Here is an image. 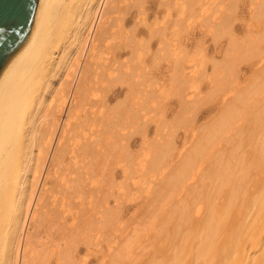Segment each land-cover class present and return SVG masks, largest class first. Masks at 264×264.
Returning a JSON list of instances; mask_svg holds the SVG:
<instances>
[{"label": "bare ground", "instance_id": "6f19581e", "mask_svg": "<svg viewBox=\"0 0 264 264\" xmlns=\"http://www.w3.org/2000/svg\"><path fill=\"white\" fill-rule=\"evenodd\" d=\"M147 2L39 1L28 39L0 74V264H86L79 255L104 239L115 250L116 233L130 234L118 209L129 181L167 212L144 224L143 239L134 229L117 259L156 236L149 264H264V0L245 6L243 36L234 28L240 0L215 9L212 0L168 2L228 45L212 71L179 46L158 80L150 44L124 30L133 9L138 27ZM251 69L255 77L242 75ZM171 95L178 114L156 119L160 97ZM213 101L217 114L197 124L199 107ZM153 120L157 137L148 140ZM136 133L144 156L130 147Z\"/></svg>", "mask_w": 264, "mask_h": 264}, {"label": "rangeland", "instance_id": "374dc122", "mask_svg": "<svg viewBox=\"0 0 264 264\" xmlns=\"http://www.w3.org/2000/svg\"><path fill=\"white\" fill-rule=\"evenodd\" d=\"M176 1L177 0H167V1L166 0H148V2L146 3V6L150 8L145 13L139 14L138 20L140 21V24L138 25V27L132 28L134 26L133 22L136 21L135 15L137 13L136 12L137 9H133L130 14L128 13L129 14L128 17L132 16L134 18V21L128 23L127 27L124 28L125 31L129 32L130 34H134L142 42L150 44V48L147 51L148 53H145V58L149 59V61H151V59L155 61L156 64H155L153 71L159 75L157 76V80L159 78H164L167 75L166 65L168 63L172 64L174 60V55H173L174 50L173 49L179 46L180 48L182 46H185L187 50L189 51L188 53L194 54V56H196L198 59H203V58L198 57L200 55H203L206 59H208V70L212 71L213 64H211V61L213 60L212 63L214 62V59L217 61H221L225 53L224 48L228 45L227 44L228 38L226 37L216 40L214 39L213 35L210 32H208L210 33V35L209 34L207 35V31H208L207 28H210V26L207 25V21H204L205 19H202V18L195 19L194 17H192L191 19H188L189 16L188 17L178 16L176 12L177 11L176 7L172 5L171 6L168 5V2H171V4H173ZM212 2H213L212 6L215 9L217 5V0H212ZM248 2H250V0ZM248 2L247 0H243V1L240 0L239 3L241 4H239L238 6V13H237L238 17L234 21V28H238L240 36H243L245 34L244 29L247 27L245 25H248L247 22L250 23V20H251V15H250L251 12L247 13L249 11L246 10L247 8H249V10L251 11V8H250L251 6H249L250 3ZM243 3L244 5H242ZM245 6L246 7L248 6V7L246 8ZM190 22H192V25H189ZM165 26H168V28H165ZM175 28H182V29L188 28V29H185V30L181 29L180 32H177ZM240 28H243V30ZM158 29L164 30L163 34H160V32L157 31ZM204 29L206 32H204ZM162 35L165 36L164 39H166L167 41L169 40L170 42L167 46L168 54L166 57H164V54H163V53H166V51L160 50V48L164 45V43L162 42L163 40ZM220 51H222V53ZM207 54L209 55V58L206 57ZM129 55L130 53L126 54L124 52V55L121 59H127ZM218 57L220 58L218 59ZM254 68H259V67L256 66ZM253 69L251 70L253 71ZM248 71L246 70L245 72L244 70V72H242V75L246 76V78L247 77L251 78V75L252 77H255V75H253L255 73L254 71L253 72L250 70ZM257 74H261V73L259 72ZM201 89H202V93L209 92L208 80H204L202 82ZM111 93H113V91ZM115 93L116 91L113 94ZM118 96L120 97L119 100H122L124 94L118 95ZM115 100L113 101L114 104L118 103V102H115ZM159 102H160L159 109L158 110L156 109L153 112L156 119H159L161 115L165 114V116L169 120L170 119L172 120L174 116L178 114L181 108V101L177 95H171L165 98L160 97ZM215 104L216 103L213 101V102L207 103L206 105H201L199 107V110L197 111V115H198L197 119L199 118L197 124L206 123L217 114L216 111L218 110H216V108L212 109L214 112L210 109ZM195 111L196 109L194 110V113ZM156 124L157 123L154 120L148 122V129H149L148 140H151L157 137ZM185 130H186L185 128H180L178 130L177 132V142L178 143L182 141L183 138L185 137L184 136ZM130 138H131L130 139L131 149H133L134 151L136 150L138 153L141 154V156H144L143 152L146 149V145L143 141V134L136 133ZM124 179L125 178L122 174V168L120 166L119 167L117 166V180L121 181ZM128 185H129L128 192L126 194L125 199L123 200V203L118 207L117 205H115V201L112 198L111 208L118 207V209L121 210V215L123 217L122 222H124L122 226L125 229H130L129 231L130 234L128 235V232H126L125 233L126 237L122 238L121 233L119 232L116 233V235L119 234V237H118V240L114 242L113 244L115 246H117V244L119 245L115 250H113L110 247L112 242L109 244L110 241L104 239L101 242V246H99L100 248H98L99 250H97L96 247L93 246V248L95 249L93 251H90L89 254L88 252L82 251V253L79 255V258L80 259L86 258L87 259L86 264H140L134 260L137 259L139 261L142 258L144 259V261L146 259H148V261L151 260L150 255L153 251L152 250L150 251V249L153 248V250H155L154 249L155 246L151 244L150 242L151 241L153 242L154 239L156 240V236L155 238H153V240H149V241L143 240L142 242L139 240L140 241L139 244L142 242L141 246H138L139 244L136 243L135 252L133 251L132 252L133 254H131L133 258L130 255L128 258L126 257L127 259L124 257L125 263H124V260L117 259L118 256L116 254L123 248V245L127 243L129 239L136 237L134 236L136 234V231L134 229H136L137 227L142 228V230L139 229L138 233L141 234L140 239H143L142 236L146 234L145 231H147L146 226H148V222H153L155 220V217L157 216L161 217L164 213L167 212V211L165 212L164 210L165 208H163V205H162L164 200L161 201V206H155V208H153L154 201L148 202L149 200L146 198L145 193L142 192V190H137V189L135 190L133 188V185H130V181ZM145 223H147L146 226L144 225ZM141 225L145 226L146 228H143V226ZM150 232L151 231H149V233ZM144 239H147V237L145 236ZM154 244L156 245V241L154 242ZM146 255H148V258L144 257ZM117 261H122V263H118ZM142 261L143 260H141L140 262ZM144 261L142 262V264L143 263L146 264L148 262L147 260H146L147 262L146 261L144 262ZM170 262L171 261H169V263ZM52 264H54V261L52 262ZM152 264H155V263L153 262Z\"/></svg>", "mask_w": 264, "mask_h": 264}, {"label": "water", "instance_id": "95a60500", "mask_svg": "<svg viewBox=\"0 0 264 264\" xmlns=\"http://www.w3.org/2000/svg\"><path fill=\"white\" fill-rule=\"evenodd\" d=\"M40 0H0V74L28 39Z\"/></svg>", "mask_w": 264, "mask_h": 264}]
</instances>
